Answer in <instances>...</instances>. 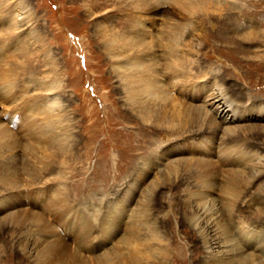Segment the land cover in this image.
<instances>
[{
  "label": "rangeland",
  "instance_id": "374dc122",
  "mask_svg": "<svg viewBox=\"0 0 264 264\" xmlns=\"http://www.w3.org/2000/svg\"><path fill=\"white\" fill-rule=\"evenodd\" d=\"M93 1L0 0V51L16 64H6L12 86L0 81V117L10 136L4 140L11 141L0 144V264H103L104 254L136 231L152 237L159 264H211L205 244L216 218L239 248L250 242L260 249L243 251L238 263L264 264V40L239 36L249 24L264 30V0H230L217 14L173 18L187 38L207 39L197 61L185 54L192 82L168 86L176 104L204 103L219 84L237 104L228 119L197 114L203 123L192 118L173 128L156 126L126 101L96 33L102 22L133 27L145 14L124 0L92 13ZM10 17L29 22L11 28ZM51 83L48 94L41 85ZM152 97L151 106L160 103ZM52 102L71 135L67 152L51 145L54 131L45 128L46 116L54 119L46 105ZM236 145L245 154L240 164L224 156ZM235 171L250 182L238 184L229 205L222 187ZM207 206L216 218L202 216V235L196 215ZM160 247L170 255L160 256Z\"/></svg>",
  "mask_w": 264,
  "mask_h": 264
},
{
  "label": "bare ground",
  "instance_id": "6f19581e",
  "mask_svg": "<svg viewBox=\"0 0 264 264\" xmlns=\"http://www.w3.org/2000/svg\"><path fill=\"white\" fill-rule=\"evenodd\" d=\"M86 1L88 2V0ZM109 1L110 0H97L87 3V9L93 13L94 10L96 11L98 7L102 8L107 5ZM124 1L135 8L134 10L137 9L138 12L145 14V17L140 16V19L133 27L129 26L130 23L126 21V28H117L115 26H109L108 23V25H106L102 22L100 23V27H97L96 33L106 54L108 55L109 61L111 63L110 65H112V68L116 71L117 76L121 81L122 88L126 94V101L131 106H135V109H137L139 113L145 118L155 121L157 123L156 126H161L160 124H164L165 122L164 125L166 127L168 125L172 128L182 127L185 122H188V120L191 121L192 118H194L198 122H202L197 114L203 115L204 120L209 114L210 116L211 114H214L215 116L224 115V117H227L229 109L231 110V108H236L237 104L234 102V100H232V97L229 95L227 90L223 88V85V87L220 84L217 85V87L219 88H215L212 91L210 90V88H208V94L205 95L204 103H191L193 105L187 107L186 109L181 108L179 103L176 104L177 101L174 99V94L172 93V90L168 88V86L174 88L175 86H181L192 82V75L186 70L185 54L191 55L192 60L197 61V57L201 48L200 46L203 44V39L207 40L205 34L203 39L199 36H195L192 38V35L190 36V38H187L184 29L179 28V25H177L178 23H176V21H172L173 18L179 17L181 14L195 17L198 13L205 11L215 12L217 14L220 13L222 9H225L230 5V0H169L166 2H163L161 0ZM111 2L122 4V0ZM128 12L131 13L132 16L133 11L131 10ZM129 13H127L128 17L130 16ZM164 13V16L166 17V19L168 18L169 21H167L168 24L163 25L162 23L158 22V19L160 20L161 18L159 17V15H163ZM135 14L137 15V13ZM23 17L24 16H22L21 19ZM12 18L10 17L9 19V25L11 28L15 25L23 26L24 24L29 22V20L26 19L19 22L18 18L13 21ZM233 19L234 18H232V20ZM126 20H128V18H126ZM256 26L257 24H249L245 26L243 28L242 34L239 35L240 39L243 42H245L246 39L248 41H251L253 38H261L260 40H264V30L262 29V31L260 32L257 30ZM154 41H158L159 43L153 44ZM6 57L7 54L4 51H0V81H4L10 88L14 80L10 75L13 70H11L10 67L9 69H6V64L8 66L10 65L9 60H6ZM10 66L12 67V69H15L16 64L12 62ZM166 74L168 79L167 83L164 82L161 78L162 75ZM41 86L40 87L42 88V90L48 92V94H50L49 91H51L52 93L55 87L53 83L45 85L42 84ZM206 86H209L208 83ZM1 87L0 94L4 92ZM152 96H155V99H158L160 103L151 106L149 97L152 99ZM161 103L162 106L160 107ZM165 104H170L171 106H173L174 110L178 111V113L173 114L172 110V113L170 114L171 110H166ZM46 105L48 106V109H50L49 111H51V113L54 112V119L51 122L49 116H46L47 122L45 128L51 129L50 131H54L51 134L53 135L51 137H54L51 140V145L53 147L56 146L55 149H57L58 152H67V148L71 142V135L69 133L67 125L65 122L63 123L64 119L59 114V110L57 111L58 106H56L53 102ZM181 112H185L183 114L184 116L180 114ZM230 129H232V126L227 127V131L224 130L223 132L228 133V130ZM10 133V135H12V132ZM6 135L9 136V129L7 130V128H3V122H1L0 117V144L3 145V143L8 144L9 142H11L8 141L7 143V140H4V137H6ZM7 138L8 137H6V139ZM236 146H234L232 149H229L228 151H224V156L231 160L238 157V160H240L238 164H240L245 154L241 153V147L239 148L237 146L236 148ZM247 163H249L248 157L245 159L243 164ZM170 174L171 173L167 175ZM231 174L232 175L230 176L228 181H226V183H224L222 187L223 199L229 201V205H231V197L237 195V192L239 190L238 184L240 182H250V180H247L245 177H243L240 171H235ZM20 192L21 190H18V193ZM206 193L207 192H198V195L204 196L206 195ZM18 199H20L21 201V198L18 197ZM226 207L229 206L226 205ZM212 209L213 208L209 209L208 206L201 207L200 215H196L197 227L199 226V221L200 219H202V216H204L203 218H208V220H210L209 223H211V220H214L216 218L214 215H211L214 214V210ZM12 219L15 220L14 218ZM215 220L216 222L214 226L216 227V231L213 230V233L211 231L212 235H210V237H206L205 244L210 256L209 261L211 264H240L237 261L243 251H253L256 249V247L258 248V245H255V247L251 249L252 246H250V242H246L247 246L250 249H247L244 244V248H239L237 245L238 243L234 239L227 236L225 238V234H223V231L219 229L218 218H216ZM207 229L208 227L206 225H201L198 227V230L202 235H205ZM245 234L246 232H241L242 237ZM151 239L152 237L141 236V234H138L137 231L136 233L129 232V234L121 241L117 248L113 249L107 254H104L105 257L103 258V264H159L158 256L155 253L156 250H151ZM159 250V255L162 257L170 255L166 247H160ZM213 251H219V253L225 254L227 253L226 255H228V257L222 258L220 257V254V256L215 255ZM114 253L117 255L118 260H115ZM250 257H252V255H250ZM249 259L251 260L252 258Z\"/></svg>",
  "mask_w": 264,
  "mask_h": 264
}]
</instances>
